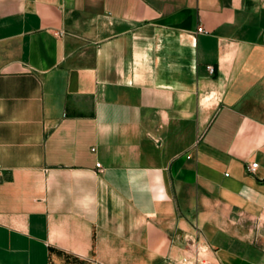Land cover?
I'll return each mask as SVG.
<instances>
[{
    "label": "crops",
    "instance_id": "1",
    "mask_svg": "<svg viewBox=\"0 0 264 264\" xmlns=\"http://www.w3.org/2000/svg\"><path fill=\"white\" fill-rule=\"evenodd\" d=\"M186 236L264 264V0H0V264H197Z\"/></svg>",
    "mask_w": 264,
    "mask_h": 264
},
{
    "label": "built area",
    "instance_id": "2",
    "mask_svg": "<svg viewBox=\"0 0 264 264\" xmlns=\"http://www.w3.org/2000/svg\"><path fill=\"white\" fill-rule=\"evenodd\" d=\"M196 32H203V29L201 27H197L196 28ZM207 69L209 71H211V66H207ZM96 166H98V163L96 164ZM257 167V163L256 162H252L250 164L246 165V171L247 172H253ZM182 240L184 241V245L190 249L195 257V261L197 262V264H206L205 261H203L202 258V252H204L205 247L199 243L198 239H196L195 236H186V237H182Z\"/></svg>",
    "mask_w": 264,
    "mask_h": 264
}]
</instances>
